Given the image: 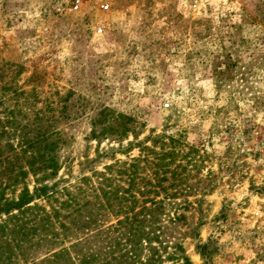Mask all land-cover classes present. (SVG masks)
Returning a JSON list of instances; mask_svg holds the SVG:
<instances>
[{"label": "rangeland", "instance_id": "1", "mask_svg": "<svg viewBox=\"0 0 264 264\" xmlns=\"http://www.w3.org/2000/svg\"><path fill=\"white\" fill-rule=\"evenodd\" d=\"M75 2L0 0V117L20 103L29 121L51 118L73 164L60 176L72 172L73 183L110 162L92 138L99 119L117 132L127 122L124 145L173 136L181 157L171 193L190 206L183 220L161 218L157 256L181 264L170 259L181 246L193 264H264V0ZM230 53L234 79L219 88L215 69ZM6 82L25 95L4 92ZM108 137L101 150L118 148ZM125 242L112 243L111 264L133 262L119 258L131 250ZM140 249L143 261L153 253Z\"/></svg>", "mask_w": 264, "mask_h": 264}, {"label": "trees", "instance_id": "2", "mask_svg": "<svg viewBox=\"0 0 264 264\" xmlns=\"http://www.w3.org/2000/svg\"><path fill=\"white\" fill-rule=\"evenodd\" d=\"M228 54L215 69L219 88L234 79L236 64ZM1 89L15 97L25 95L9 82ZM26 102L23 105L29 108ZM23 112L17 103V109L8 112L5 119L0 117V264H111L118 261L111 245L122 240H127L131 250L120 259L130 257V264H164L151 245L158 239L161 218L167 214L171 222L183 220L180 211L190 206L189 201H178L171 193L177 186L178 172L173 166L181 157L179 141L159 135L124 145L130 131L127 122L117 132L113 123L99 119L93 123L92 138L99 144L97 156L110 158V162L101 170L90 167V175L82 173L73 183L72 172L60 176L62 170L71 171L73 164L69 158H62L67 141L53 129L54 121L40 114L29 121ZM98 126H103L102 131L96 130ZM109 134L119 146L101 150L103 139L111 141ZM135 146L140 151L136 157L130 154ZM119 153L127 160L118 159ZM168 174L174 181L166 186L171 181ZM110 216L117 218L116 224L108 222ZM113 229L119 231V237L111 236ZM98 242L105 244L104 249ZM143 243L153 250L144 261ZM178 251V256L170 257L172 261L193 264L181 246Z\"/></svg>", "mask_w": 264, "mask_h": 264}, {"label": "built area", "instance_id": "3", "mask_svg": "<svg viewBox=\"0 0 264 264\" xmlns=\"http://www.w3.org/2000/svg\"><path fill=\"white\" fill-rule=\"evenodd\" d=\"M74 7L75 10H78L81 7V0H76ZM106 9H108V7H106ZM166 106L168 107L169 105Z\"/></svg>", "mask_w": 264, "mask_h": 264}]
</instances>
